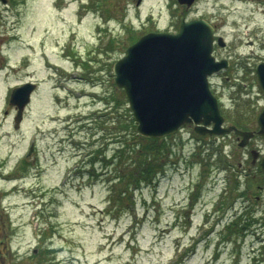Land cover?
<instances>
[{
  "label": "rangeland",
  "instance_id": "1",
  "mask_svg": "<svg viewBox=\"0 0 264 264\" xmlns=\"http://www.w3.org/2000/svg\"><path fill=\"white\" fill-rule=\"evenodd\" d=\"M137 1H9L0 42V264H264V200L254 213L228 211L242 201L230 189L229 165L243 151L232 138L197 140L181 128L166 137L157 178L125 207L113 200L112 181L130 162L111 159L131 109L114 63L132 37L179 28L182 14L175 0ZM252 18L264 24L260 13ZM29 79L38 86L15 128L10 93ZM24 158L33 163L27 171Z\"/></svg>",
  "mask_w": 264,
  "mask_h": 264
},
{
  "label": "water",
  "instance_id": "2",
  "mask_svg": "<svg viewBox=\"0 0 264 264\" xmlns=\"http://www.w3.org/2000/svg\"><path fill=\"white\" fill-rule=\"evenodd\" d=\"M179 1L191 4L194 0ZM213 32V26L205 19H183L178 32L149 31L131 43L115 61L114 79L126 91L139 134L166 137L185 123H195V131L200 134L235 131L244 135V140L250 138L251 131L224 125L218 100L211 90L209 76L218 68L212 54ZM258 71L264 87V62L259 64ZM35 87L29 81L11 92L10 104L17 109L16 128ZM259 125L258 133L264 135V111ZM244 140L241 145L245 144ZM33 148L32 145L29 154Z\"/></svg>",
  "mask_w": 264,
  "mask_h": 264
},
{
  "label": "flooded vegetation",
  "instance_id": "3",
  "mask_svg": "<svg viewBox=\"0 0 264 264\" xmlns=\"http://www.w3.org/2000/svg\"><path fill=\"white\" fill-rule=\"evenodd\" d=\"M9 1L11 0L4 3L0 0V42L3 41L1 36L10 17L8 13L14 6ZM173 3L179 10L181 9L180 24L183 19L186 21L205 19L213 26L212 54L218 68L209 76L212 92L218 100L220 112L225 120L224 124L235 125L241 130L252 132L247 140H244V135L235 131L213 135L214 138H232L243 150H241L242 154H238L240 158L238 164L229 165L232 169L231 193L236 191L238 197L235 199L241 198L242 201L235 206L237 200H232L228 211L233 210L239 215L242 210L250 209V213H254V203L259 204L264 200V196L255 193V191H264L262 168L264 135L258 133L259 117L264 111V87L261 85L258 71L259 64L264 62V24L260 26L261 22L260 24L255 22L252 16L260 13L264 23V0H194L191 4L175 0ZM17 10L19 9L14 11ZM18 16L19 11L18 14L16 13V18ZM16 23L18 19L13 22L15 29L18 27ZM171 28L158 27L155 30L178 32L180 26ZM252 124L258 126H249ZM185 126L193 128L194 124L187 123ZM205 136L209 137V134ZM243 140L245 144L241 145ZM243 152L247 154V159ZM243 180L245 186L242 185ZM220 210L217 208L215 212ZM252 218L249 216V219ZM251 227L252 224H246L243 231Z\"/></svg>",
  "mask_w": 264,
  "mask_h": 264
},
{
  "label": "trees",
  "instance_id": "4",
  "mask_svg": "<svg viewBox=\"0 0 264 264\" xmlns=\"http://www.w3.org/2000/svg\"><path fill=\"white\" fill-rule=\"evenodd\" d=\"M135 39V37H132L130 42H134ZM123 92L125 97L124 89ZM114 100L118 102V99L114 98ZM129 112L130 115L126 114V119L122 123L119 148L111 159L113 163L116 160V163H124V165L130 162L126 167L119 170L121 173L114 177L116 180L112 181L111 186L114 202L124 207L129 203L127 198L130 201L132 200L135 189L141 187L144 182L155 180L160 171L164 169V163L160 159L165 156L167 150L166 137H145L139 134L137 120L131 109H129ZM95 158L96 156L91 158V174L99 176L101 171H97L94 167ZM104 160L105 163L109 162L106 158ZM132 162L135 164L130 169L129 166L133 165ZM32 164L30 160L24 159L22 169L27 171ZM80 168H83V165ZM49 250L52 249L47 247L45 252Z\"/></svg>",
  "mask_w": 264,
  "mask_h": 264
}]
</instances>
